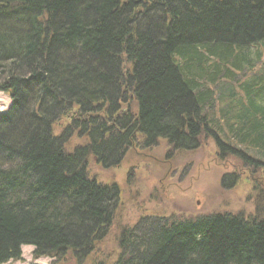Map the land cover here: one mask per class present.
Returning <instances> with one entry per match:
<instances>
[{"label": "trees", "instance_id": "obj_1", "mask_svg": "<svg viewBox=\"0 0 264 264\" xmlns=\"http://www.w3.org/2000/svg\"><path fill=\"white\" fill-rule=\"evenodd\" d=\"M0 92V264H104L120 190L92 167L210 139L255 211L147 216L113 264H264V0H0Z\"/></svg>", "mask_w": 264, "mask_h": 264}, {"label": "rangeland", "instance_id": "obj_2", "mask_svg": "<svg viewBox=\"0 0 264 264\" xmlns=\"http://www.w3.org/2000/svg\"><path fill=\"white\" fill-rule=\"evenodd\" d=\"M11 105V98L0 92V115L6 114ZM204 142L206 144L195 152H176L174 156L167 155V146L163 143L149 149L137 146L116 169L92 167L99 182L118 186L121 199L110 233L94 250L95 258L104 264H113L120 252L121 231L138 225L144 218L173 213L197 216L231 212L248 216L255 211L252 184L257 175L249 178L245 173L235 188L224 190L222 176L234 168L239 169L238 161L231 159L220 164L214 141ZM33 251V247L24 246L22 260L9 264H54L57 261L34 259Z\"/></svg>", "mask_w": 264, "mask_h": 264}]
</instances>
